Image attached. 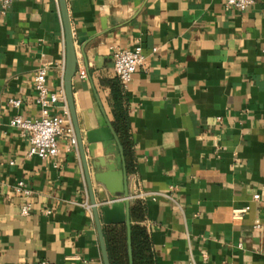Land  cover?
Segmentation results:
<instances>
[{"label": "crops", "instance_id": "1", "mask_svg": "<svg viewBox=\"0 0 264 264\" xmlns=\"http://www.w3.org/2000/svg\"><path fill=\"white\" fill-rule=\"evenodd\" d=\"M223 1L64 0L93 197L110 199L93 173L120 168L106 125L118 90L127 193H147L128 202L141 219H128L144 227L152 264H264V0L241 12ZM136 43L144 65L122 89L110 50ZM64 50L57 0H14L0 15V264H102L77 147L66 151L60 138L55 159L26 157V134L8 125L15 115L38 116L32 76L40 66L59 97L52 113L62 115ZM19 180L31 190L26 217L12 190ZM100 227L105 245L119 225Z\"/></svg>", "mask_w": 264, "mask_h": 264}, {"label": "built area", "instance_id": "2", "mask_svg": "<svg viewBox=\"0 0 264 264\" xmlns=\"http://www.w3.org/2000/svg\"><path fill=\"white\" fill-rule=\"evenodd\" d=\"M14 0H0V15H4L8 7ZM254 0H224L223 8H232L236 11H243L246 7L251 5ZM154 49H152L153 51ZM112 60V70L115 78L119 82L122 89H125L126 84L129 82L131 74L144 65L145 57L141 53V47L137 43L130 50L114 47L110 50ZM78 77H84V72L79 70ZM46 67H37L32 76V88L34 91L33 101L38 108V116L33 119L22 118L19 115L13 116L8 125L17 128L24 132L29 144L28 149L25 151V156H35L39 159H55L59 154L57 140L60 138L65 139L64 149L76 150V141L73 130L70 124L68 112L64 107L62 115L52 113L54 103L59 99L58 95L50 92L45 84ZM8 104L12 107H18L19 100L9 99ZM63 124L66 126L63 127ZM13 192L22 199L19 207V215L26 217L30 213L31 205L29 203V196L31 190L25 185L23 181H16L12 186ZM147 193H137L128 195L127 200L130 202L132 199H142ZM258 195H252V200H257ZM85 208L89 210V206ZM246 207L242 209H235L231 212L233 219H240L242 213L246 211ZM48 213L47 211H44Z\"/></svg>", "mask_w": 264, "mask_h": 264}, {"label": "water", "instance_id": "3", "mask_svg": "<svg viewBox=\"0 0 264 264\" xmlns=\"http://www.w3.org/2000/svg\"><path fill=\"white\" fill-rule=\"evenodd\" d=\"M61 22L63 27L64 36V62L62 69V90L65 99L66 108L68 111L69 120L72 126L73 134L76 141V147L80 158L81 169L85 181V187L87 190L88 201L90 204V212L92 220L95 226L97 241L99 245L100 258L102 264H109L104 240L100 227V220L103 225H123L125 228V243H126V254L127 264H132L130 237H129V219H128V200H127V186L125 168L121 155V148L118 144L117 138L112 131L109 123L106 121V125L111 133L112 139L117 145L120 168L114 172H95L92 178L95 182L102 185L104 189L109 193L108 203L97 204L93 197V192L90 183V177L87 169V164L83 155V148L81 146V140L77 128L75 114L73 110V102L71 96V79L76 71V58L73 48L71 31L69 21L67 18L64 0H57ZM115 196H119V201H116ZM103 200V198L101 199Z\"/></svg>", "mask_w": 264, "mask_h": 264}, {"label": "trees", "instance_id": "4", "mask_svg": "<svg viewBox=\"0 0 264 264\" xmlns=\"http://www.w3.org/2000/svg\"><path fill=\"white\" fill-rule=\"evenodd\" d=\"M113 100L111 128L121 148L124 167L127 170L130 166V144L127 136L126 117L120 104L121 95L118 90L117 92L114 91ZM141 213L142 210L139 205H133L128 209V216L131 219L140 220ZM129 237L132 264H152L149 241L144 227L136 223L129 224ZM105 249L109 264H127L125 228L123 225L107 231Z\"/></svg>", "mask_w": 264, "mask_h": 264}]
</instances>
